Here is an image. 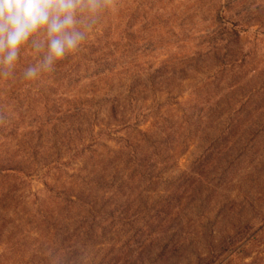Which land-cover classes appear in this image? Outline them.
Listing matches in <instances>:
<instances>
[{
  "label": "rangeland",
  "instance_id": "1",
  "mask_svg": "<svg viewBox=\"0 0 264 264\" xmlns=\"http://www.w3.org/2000/svg\"><path fill=\"white\" fill-rule=\"evenodd\" d=\"M78 18L86 39L52 71L23 75L45 47L0 78V264H264V0Z\"/></svg>",
  "mask_w": 264,
  "mask_h": 264
},
{
  "label": "clouds",
  "instance_id": "2",
  "mask_svg": "<svg viewBox=\"0 0 264 264\" xmlns=\"http://www.w3.org/2000/svg\"><path fill=\"white\" fill-rule=\"evenodd\" d=\"M109 3L112 0H0V78L12 75L21 48L37 35L44 40H33V48L39 52L46 47V52L24 71V78L34 80L42 71H52L56 61L76 51L86 39L78 28L79 14L95 13ZM3 120L0 116V123Z\"/></svg>",
  "mask_w": 264,
  "mask_h": 264
},
{
  "label": "trees",
  "instance_id": "3",
  "mask_svg": "<svg viewBox=\"0 0 264 264\" xmlns=\"http://www.w3.org/2000/svg\"><path fill=\"white\" fill-rule=\"evenodd\" d=\"M35 38H36V36H34L33 38H31L29 40L28 44H26L25 46H23L21 48V50H20V55H22L23 52L26 51L27 58H26L25 61H27L29 63H30V61L32 62V56L31 55H37L39 53L32 46V41ZM43 40H44L43 38H39L36 41L38 43H40V42H43ZM77 57H80L82 59H85V53L82 54V55L77 53ZM19 60H21V58H19ZM86 60H87L88 63L89 62H93V60H89V59H85L84 61H86ZM94 64L95 65H98L99 63L96 62V61H94ZM21 65H23V64H21ZM23 67H25V66H21L20 68H23ZM16 72H18V69L15 66V68H14V70H13L12 73H16ZM130 89L131 88H129V90ZM130 92L132 93V91H130ZM102 101H104L106 103L108 102V100H106V98H103ZM114 102H115V106H113V107L110 108L111 109L110 113L111 114H114L115 116H120L122 119L125 118L126 121H127V123H128V125H131L132 126L134 124V122H132V121H135L136 122V119H137V116L136 115H133L134 113H132V111H134L135 108H133L132 111H131V109L129 107L127 109H125V106L123 105V103L118 102L117 100L114 101ZM130 119H133V120L130 121ZM95 136L97 137L98 134H96ZM95 136H94V138H95ZM122 140H124V139H122ZM15 147L16 148H21L20 145H17V144L15 145ZM124 148H126L128 150V152L126 153V159H127V163H128L127 165L130 166L135 172H138L139 171V162H140V160L139 159H136V157H135V152L134 151H135V148L136 147L133 148L129 144H126ZM19 154H20L19 152H17V153L14 152V154L12 155V158L13 157H14V159L15 158H18V156L21 157L22 155L20 156ZM15 160H16L15 163H13L12 166L8 168V170L19 174V173H24L25 171L28 170V168H30L29 165L26 164L27 161H24L22 159H18V161H17V159H15ZM214 252H212V253H214ZM217 256H218V254H215V255L212 254L211 258L209 260L205 261V264H212V263L213 264H217L218 263Z\"/></svg>",
  "mask_w": 264,
  "mask_h": 264
}]
</instances>
